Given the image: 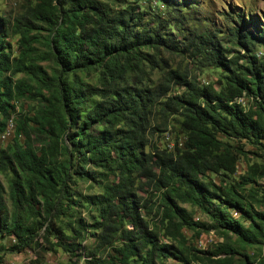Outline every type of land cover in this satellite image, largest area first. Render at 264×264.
<instances>
[{
  "label": "trees",
  "instance_id": "1",
  "mask_svg": "<svg viewBox=\"0 0 264 264\" xmlns=\"http://www.w3.org/2000/svg\"><path fill=\"white\" fill-rule=\"evenodd\" d=\"M163 1L168 13L116 0H25L17 14L0 11V134L17 115L0 148V238H13L0 242V263L5 251L62 248L87 264H264V160L236 175L245 144L264 151V28L244 32L236 12L225 15L227 31L204 19L186 31L184 5ZM164 51H188L217 80H189ZM171 122L184 139L150 143ZM79 179L103 183L83 202L90 221L72 216ZM184 229L224 240L202 250Z\"/></svg>",
  "mask_w": 264,
  "mask_h": 264
},
{
  "label": "rangeland",
  "instance_id": "2",
  "mask_svg": "<svg viewBox=\"0 0 264 264\" xmlns=\"http://www.w3.org/2000/svg\"><path fill=\"white\" fill-rule=\"evenodd\" d=\"M25 0H0V11L4 13H13L17 14L22 10V3ZM192 4L186 5L183 3V0H175L176 6L181 7L183 4L185 11L181 14L182 18L185 20V29L186 31L192 29L195 24L199 25L202 28H205L206 25H202V19L205 20L206 24H209V27L215 28L219 26L223 28V30L227 31L228 23L226 22L225 15L230 13H242L245 16L246 24H241L240 21L236 20L235 24L243 27V31H250L251 33L257 34L259 30L264 28V0H190ZM118 5H135L137 10L147 8L148 11H157V12H167L166 2L163 0H116ZM189 6V7H188ZM191 7V8H190ZM250 14V16L248 15ZM185 15V16H184ZM234 24V23H233ZM173 34L177 38V40L182 41L184 34L182 32H178L177 30H172ZM228 42L229 47L235 50V53L239 51L241 54H244L246 51L243 47L234 44L229 41V36H226L223 40V43ZM259 50H264V47H259ZM163 57L166 59L168 65L172 70L178 69L179 71H186L188 75V79L196 80L200 84H208V82H214L217 80V76L211 69H207L206 66L199 64L196 59L190 56L188 51L180 52L178 55H169L166 51L163 53ZM147 69L149 67L147 65ZM23 74H18L17 77L22 76ZM163 72L160 70L152 71L151 79L154 82H157ZM185 88V86H180L178 88H172L171 93L180 92ZM243 102H246L247 99L243 98ZM24 110L29 108V101L21 102ZM18 110V108H17ZM17 115L13 114L9 119L7 130L0 134V148L5 147L8 143H11L14 136V119ZM156 122V121H155ZM155 124V123H154ZM161 126V124H160ZM184 139V135L178 133L177 127H174L173 122H171L168 126V129L163 132L156 131L152 133L150 136V143L157 145L159 148H172L176 141H182ZM233 144L237 142L231 141ZM245 155H241L238 164H237V173L236 175L243 174L248 169V164L254 161L261 162L264 160V151L256 150L255 147L250 144H245L244 147ZM251 151V152H250ZM252 151H258V155H254ZM91 167V166H90ZM115 177L110 176V180L113 181ZM103 182H106V180ZM260 183L264 184V177L260 179ZM102 181L97 180H85L79 179L77 183L74 185L76 190V196L79 202L82 205H77L75 209H73L72 216H82L87 220L92 219L93 211L88 207V205H84L85 199H89L88 197L94 196L95 198L100 196L102 193L103 185ZM149 190H151L149 188ZM145 196V192H140ZM84 202V203H83ZM188 209L193 210V216L195 220H207L208 217L205 216L202 212H200L195 207L190 204H182ZM94 208V205L92 206ZM233 215L235 217L239 216L238 212L233 211ZM185 235L187 237V244L195 245L199 249H208L213 248L218 242L224 240V237L219 236L214 230L203 232L199 237H195L193 231L189 229H184ZM93 241V237H89L84 241L85 245H90ZM0 242L5 244L6 246L12 244L13 238L8 237L6 239H1ZM251 248H249L248 252H251ZM240 255H238L239 257ZM241 257V256H240ZM237 259V258H236ZM87 257L80 256H70V254L64 251L62 248H58L56 252L53 251H44L38 248H27L22 252H3V259L0 264H87ZM164 264H179L177 260L173 258H168L165 260ZM193 264H201V263H193Z\"/></svg>",
  "mask_w": 264,
  "mask_h": 264
},
{
  "label": "built area",
  "instance_id": "3",
  "mask_svg": "<svg viewBox=\"0 0 264 264\" xmlns=\"http://www.w3.org/2000/svg\"><path fill=\"white\" fill-rule=\"evenodd\" d=\"M257 55H258V56H261V55L264 56V50L257 51ZM242 99H243V98L240 97V98H239V101H242Z\"/></svg>",
  "mask_w": 264,
  "mask_h": 264
}]
</instances>
